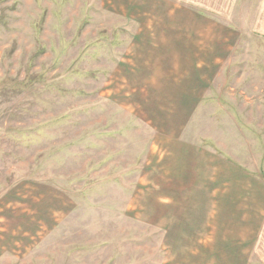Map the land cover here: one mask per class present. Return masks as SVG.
I'll return each instance as SVG.
<instances>
[{
	"label": "rangeland",
	"instance_id": "1",
	"mask_svg": "<svg viewBox=\"0 0 264 264\" xmlns=\"http://www.w3.org/2000/svg\"><path fill=\"white\" fill-rule=\"evenodd\" d=\"M253 2L0 0V264H264Z\"/></svg>",
	"mask_w": 264,
	"mask_h": 264
},
{
	"label": "crops",
	"instance_id": "2",
	"mask_svg": "<svg viewBox=\"0 0 264 264\" xmlns=\"http://www.w3.org/2000/svg\"><path fill=\"white\" fill-rule=\"evenodd\" d=\"M227 2V0H225ZM231 2L235 0H229ZM255 11H254V19L252 20V29L253 31L263 35L264 34V0H254L253 2ZM225 6V3H223ZM226 6L228 4L226 3Z\"/></svg>",
	"mask_w": 264,
	"mask_h": 264
}]
</instances>
